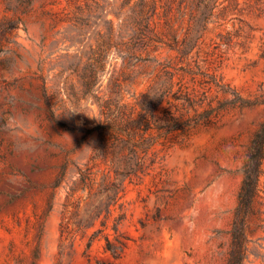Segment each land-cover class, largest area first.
<instances>
[{
    "label": "rangeland",
    "instance_id": "obj_1",
    "mask_svg": "<svg viewBox=\"0 0 264 264\" xmlns=\"http://www.w3.org/2000/svg\"><path fill=\"white\" fill-rule=\"evenodd\" d=\"M134 1L122 7L123 0H99L90 23L76 27L67 17L85 0H0V264H226L242 164L264 103L214 109L189 134L156 144L154 164L127 182L107 219L127 237L119 258L104 250L101 232L87 247L99 220L76 230L69 219L71 231L61 232L72 204L90 201L108 170L93 156L96 129L69 155L95 182L71 190L78 172L69 162L60 184L51 186L64 158L60 145L74 148L81 137L73 127L103 122L95 98L83 94L82 67L99 32L108 29L106 17L113 18L116 36L126 33L122 20ZM178 1L166 16L159 6L154 18L155 30L175 36V48L160 44L151 54L168 61L189 86L202 75L195 70L214 74L242 96L264 89V0H222L203 28L201 9H178ZM179 47L189 50L183 54ZM107 54L93 91L107 98L119 82L133 104L160 64L128 67L114 46ZM194 86L199 93L207 87ZM224 95L212 86L200 98L216 105ZM49 103L61 124L50 118ZM259 186L260 213L251 218L243 264H264V172Z\"/></svg>",
    "mask_w": 264,
    "mask_h": 264
},
{
    "label": "trees",
    "instance_id": "obj_2",
    "mask_svg": "<svg viewBox=\"0 0 264 264\" xmlns=\"http://www.w3.org/2000/svg\"><path fill=\"white\" fill-rule=\"evenodd\" d=\"M130 1L123 0L122 7L127 6ZM175 1L135 0L129 4L122 20V25L127 31L119 36L113 32L115 27L113 18H105L108 29L104 32L100 31L96 43L90 46L81 74L84 78L83 94H92L95 98L100 114L103 116V122L91 127H73L82 132L75 147L60 145L64 151V158L51 186L56 188L60 184L69 162H73L78 176L73 179L70 189L74 190L75 184H80L84 189L95 182L94 177L88 168L79 167L69 155L79 146L81 138L85 139L94 130H100V138L93 146V156H98L105 161L108 164V170L101 176L90 201L83 207L79 202H72L73 209L66 224H61V232L71 231L68 228L69 219H74L76 230L93 227L99 220L101 227L93 230L87 247H90L92 240L101 232L104 250L115 259L123 253L127 237L119 230L117 222L109 225L107 219L112 214L115 204L126 192L127 182H131L134 177H139L148 166L154 164L156 144H167L176 134H189L207 121L214 109L264 103V89L258 91L253 97L242 96L232 87L222 83L214 74L191 70L192 73L202 74L198 79L193 78L194 85L204 83L207 86L199 93L194 85L189 86L186 83L183 75L175 71L168 61L159 62L151 54V51L160 44L175 48V36L168 37L164 30H155L154 26L155 15H159L158 7L163 8L162 13L166 16L167 12L173 8ZM221 2L222 0H179L178 9L184 5L192 6L191 9L195 6V10L201 9L199 24L203 28ZM99 5V0H85L83 4L76 5L75 11L67 19L76 27L88 25L92 12ZM191 15L194 14L191 13ZM112 46L121 54L123 62L128 67L141 65L145 68L152 64H160L147 91L142 93L133 104L126 101L123 87L119 82L115 83L117 89H113L112 94L107 98H101L93 91L98 80V71L104 68L108 50ZM179 50L184 54L188 52L189 47H179ZM212 86L225 95L217 99L216 105H212L211 102L204 104L200 96L205 95ZM49 115L52 120L61 124L55 119L54 109L50 103ZM263 162L264 119L251 134L243 160L242 180L228 229L230 240L226 264H243L246 257L250 241V221L254 215L259 216L260 213L256 207V201L260 192V177L264 172ZM28 180L31 185H38L34 180L30 178ZM71 195L72 192H68L67 197ZM46 202L44 214H47L52 207L51 195ZM106 228L112 231H104ZM41 230L40 227L39 234ZM37 250L36 248V255Z\"/></svg>",
    "mask_w": 264,
    "mask_h": 264
}]
</instances>
